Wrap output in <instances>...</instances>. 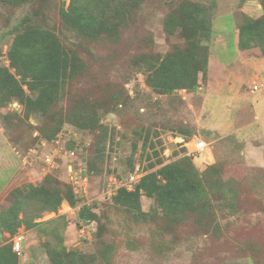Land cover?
<instances>
[{
  "label": "rangeland",
  "instance_id": "obj_1",
  "mask_svg": "<svg viewBox=\"0 0 264 264\" xmlns=\"http://www.w3.org/2000/svg\"><path fill=\"white\" fill-rule=\"evenodd\" d=\"M72 1H0V66H10L14 35L29 26L53 33L75 60L47 112H27L13 90L0 87V218L46 179L65 190L75 172L86 178L77 202L57 209L62 217L44 211L36 219L44 225L21 226L13 236L0 231V245L22 236L19 264H52L46 245L60 238L80 252L82 264H264V165L246 162L242 142L211 135L200 123L207 74L199 73L197 87L169 94L147 82L168 54L191 57L195 43L207 45L213 26L231 24L227 13L239 28L248 16L258 21L250 48L264 56V0ZM196 4L209 30H199L190 15ZM70 6L74 16L88 8L106 23L83 33L63 16ZM196 138L208 147L195 161L189 153ZM48 154H55L53 164ZM137 165L144 173L177 166L194 180V197L170 212L146 195L141 210L115 204L113 192ZM83 203L98 221L81 222Z\"/></svg>",
  "mask_w": 264,
  "mask_h": 264
},
{
  "label": "trees",
  "instance_id": "obj_2",
  "mask_svg": "<svg viewBox=\"0 0 264 264\" xmlns=\"http://www.w3.org/2000/svg\"><path fill=\"white\" fill-rule=\"evenodd\" d=\"M0 1L17 5L29 0ZM79 1L81 0H73L72 4ZM71 6L63 10V16L72 27L83 33H88L94 23H106L103 16L88 11V8L80 7L84 16H74ZM119 9L117 6V11ZM199 13L200 5L196 4L190 15L199 30H209V21ZM256 22L258 21L248 16L246 25L240 28L241 49L250 48V44H254L258 39L261 28L254 26ZM166 28L171 31L169 26ZM192 50L191 57L180 58L168 54L148 75L147 82L165 94L172 93L175 89L197 87L199 73L207 74L208 45L199 41L193 45ZM8 55L10 66H0V87L13 90V94L18 96L27 112H47L55 101L61 82L75 67L73 54L65 49L53 33L29 26L20 28L14 35ZM11 69H14L15 73ZM16 75L25 78L23 80L27 89L18 82ZM27 90L31 94H28ZM48 180L40 186L31 187L28 194H20L9 209L1 213L0 231L13 236L21 226L39 227L44 225V222L36 219L41 217L44 211L57 212L63 201H67L71 206L77 202L74 186L65 190L60 187L52 188L47 185ZM195 190L194 180L185 171L177 166L164 165L155 172L144 173L130 189L119 185L111 198L117 205L141 210V197L146 195L153 197L160 207L170 212L177 209L185 198H193ZM77 217L82 223L98 221V214L87 203L79 207ZM51 220L54 223L56 219ZM60 239L56 246L46 245V253L52 264H82L79 259L80 252L77 249H68L62 238ZM13 244L5 242L0 245V264H19L18 253L14 251ZM102 254L105 255V248H102Z\"/></svg>",
  "mask_w": 264,
  "mask_h": 264
},
{
  "label": "crops",
  "instance_id": "obj_3",
  "mask_svg": "<svg viewBox=\"0 0 264 264\" xmlns=\"http://www.w3.org/2000/svg\"><path fill=\"white\" fill-rule=\"evenodd\" d=\"M229 14L224 16L231 24L213 26L207 44L200 123L212 131L211 135L231 136L242 142L246 162L264 165V56L254 48H240V28Z\"/></svg>",
  "mask_w": 264,
  "mask_h": 264
},
{
  "label": "built area",
  "instance_id": "obj_4",
  "mask_svg": "<svg viewBox=\"0 0 264 264\" xmlns=\"http://www.w3.org/2000/svg\"><path fill=\"white\" fill-rule=\"evenodd\" d=\"M254 88H257V85L254 86ZM195 147L192 151H190V155L193 156L194 160L201 159L204 157V153L208 147L207 141L202 138H196L195 140ZM45 161L47 164H53L55 162V154H48L45 157ZM144 172L141 170L140 165L136 166V169L133 173L130 174L127 184H122L129 189L133 187L134 182L140 180V178L143 176ZM74 181V190L75 193H83L86 192V178H84L82 175H79L77 172L74 173L71 177ZM78 186V187H77ZM13 249L15 252L19 253L22 249V236H16V238L13 241Z\"/></svg>",
  "mask_w": 264,
  "mask_h": 264
}]
</instances>
